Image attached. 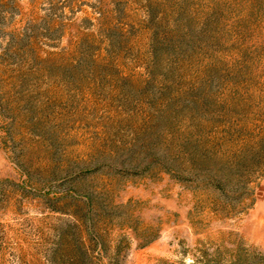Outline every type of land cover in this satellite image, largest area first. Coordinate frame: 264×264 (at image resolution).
<instances>
[{"label":"rangeland","instance_id":"rangeland-1","mask_svg":"<svg viewBox=\"0 0 264 264\" xmlns=\"http://www.w3.org/2000/svg\"><path fill=\"white\" fill-rule=\"evenodd\" d=\"M0 264H264V0H0Z\"/></svg>","mask_w":264,"mask_h":264}]
</instances>
